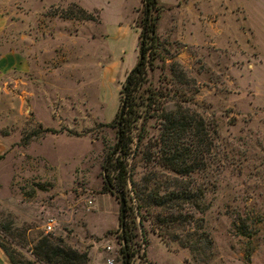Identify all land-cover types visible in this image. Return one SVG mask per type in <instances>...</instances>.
I'll return each instance as SVG.
<instances>
[{"label": "rangeland", "instance_id": "1", "mask_svg": "<svg viewBox=\"0 0 264 264\" xmlns=\"http://www.w3.org/2000/svg\"><path fill=\"white\" fill-rule=\"evenodd\" d=\"M71 4L92 19L61 17L76 15ZM147 16L155 21L145 85L166 94V108L213 123L217 137L210 169L193 175L206 207L194 214L200 225L166 227L155 223L158 207L138 209L141 176L172 173L144 164V139L131 145V262L264 264V0H156ZM143 18V0H0V242L25 258L47 235L86 252V264H121L118 201L102 189L103 166ZM145 129L156 133L154 118Z\"/></svg>", "mask_w": 264, "mask_h": 264}, {"label": "trees", "instance_id": "2", "mask_svg": "<svg viewBox=\"0 0 264 264\" xmlns=\"http://www.w3.org/2000/svg\"><path fill=\"white\" fill-rule=\"evenodd\" d=\"M143 5L144 18L139 36L138 60L134 68L126 75L121 87L122 110L120 117L118 115L116 117L115 141L111 157L103 166L102 189L110 194L118 190L124 192L127 181L130 179L125 160L129 154V148L132 144L140 148V143L144 139L139 149L144 164L147 167H160L172 173V176L167 180H157V173L150 169L142 175L135 187L138 209L148 213L152 207H158L161 213L154 215L155 223L159 225L165 223L166 227L168 224L170 227L187 221L189 224L200 225L199 222L202 220L195 218L194 214H202L206 207L202 203L203 188L195 182L193 175L210 169L213 160L211 153L214 146L213 141L217 137V132L213 123L191 109L180 105H175L173 109L166 108V94L145 85L147 83L146 63L154 55L150 51H154L152 35L155 21L154 17L149 20L147 15L148 11L156 9V0H148L146 3L143 0ZM70 7L75 9L76 15L72 10L67 9L61 17L92 19L91 15L81 7L75 4H71ZM139 105L143 106L140 113L137 110ZM148 118H154L156 127V133L150 136H146L145 129ZM138 119L140 122L136 126ZM133 128L137 129L135 133ZM188 175L189 181H182V177ZM169 185L177 190H165ZM161 189H164L162 193L159 192ZM187 206H189V212L184 211ZM126 215L127 210H124L122 230L118 215L121 264H131L130 236L125 220ZM140 217L142 218L143 215L140 214ZM4 229L8 230V225H5ZM192 236L193 234L189 233L190 247L200 248L197 246L200 243L199 237H196L190 244ZM0 250L9 264H86L88 259L86 252L66 247L61 239H53L47 235L39 236L32 245L28 251L30 258L23 257L2 242H0ZM248 255L246 253V259Z\"/></svg>", "mask_w": 264, "mask_h": 264}, {"label": "water", "instance_id": "3", "mask_svg": "<svg viewBox=\"0 0 264 264\" xmlns=\"http://www.w3.org/2000/svg\"><path fill=\"white\" fill-rule=\"evenodd\" d=\"M148 0H144V3H146ZM122 110V105H120L118 109V117H120ZM114 194H116V198L118 201V210H119V220H120V229L122 230L123 227V222H124V210H125V201L123 197V192L122 191H113Z\"/></svg>", "mask_w": 264, "mask_h": 264}, {"label": "built area", "instance_id": "4", "mask_svg": "<svg viewBox=\"0 0 264 264\" xmlns=\"http://www.w3.org/2000/svg\"><path fill=\"white\" fill-rule=\"evenodd\" d=\"M127 186H128V185H127ZM127 192H128V194H129V197H128V204H129L131 207H133V209H135L134 206H135V204H136V200H135V198H134V196H133V194H132V192H131L130 190H128ZM87 203H90V201H87ZM45 229H46L47 231L50 230V224H49V223H47V224L45 225ZM106 249L108 250L109 248L106 247ZM132 255H133V251L131 250V256H130V258L132 257ZM106 262H107L108 264H110V263H111V260L107 259ZM137 262H138V261H136V263H137ZM130 263L133 264V263L131 262V259H130Z\"/></svg>", "mask_w": 264, "mask_h": 264}, {"label": "crops", "instance_id": "5", "mask_svg": "<svg viewBox=\"0 0 264 264\" xmlns=\"http://www.w3.org/2000/svg\"><path fill=\"white\" fill-rule=\"evenodd\" d=\"M1 149V145H0ZM0 264H9L6 256L3 254V252L0 250Z\"/></svg>", "mask_w": 264, "mask_h": 264}]
</instances>
